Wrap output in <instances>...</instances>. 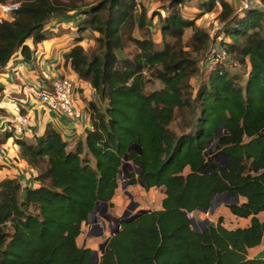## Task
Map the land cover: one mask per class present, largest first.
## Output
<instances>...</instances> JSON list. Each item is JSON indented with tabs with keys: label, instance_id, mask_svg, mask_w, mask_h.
<instances>
[{
	"label": "trees",
	"instance_id": "obj_1",
	"mask_svg": "<svg viewBox=\"0 0 264 264\" xmlns=\"http://www.w3.org/2000/svg\"><path fill=\"white\" fill-rule=\"evenodd\" d=\"M188 1L167 0L148 17L138 0H21L18 11L0 18L1 70L17 53L30 60L51 38L53 20L82 14L63 57L97 96L87 105L92 127L75 141L51 124L29 139L14 137L37 185L0 179V264H93L91 249L77 240L96 203L114 197L126 153L140 169L128 173V185L141 181L164 196L159 209L121 223L97 264H264L248 256L264 237V0L238 10L219 0L215 36L196 23L215 1L202 0V11L186 17L180 6ZM155 18L162 47L153 37ZM88 29L98 35L86 49ZM129 47L133 53L123 54ZM192 54H205L210 69L195 90ZM242 66L245 78L234 71ZM155 81L160 87L148 90ZM12 136L0 131V145ZM134 144L141 153L128 151ZM221 194L238 198L226 206L249 224L227 229L219 216L194 230L186 214L209 211Z\"/></svg>",
	"mask_w": 264,
	"mask_h": 264
},
{
	"label": "crops",
	"instance_id": "obj_2",
	"mask_svg": "<svg viewBox=\"0 0 264 264\" xmlns=\"http://www.w3.org/2000/svg\"><path fill=\"white\" fill-rule=\"evenodd\" d=\"M159 1L160 0H138V2L140 3V7H143L145 9L148 17L157 3H160ZM228 1L231 5H233V2L235 0ZM140 7H137V16L141 11ZM197 10L201 11V8L199 7ZM72 19L67 21H64L62 19L53 20L46 30L52 32L51 38L39 43L35 49L31 41L27 42L30 48L34 49L33 57L30 60H24L22 55L20 53H17L14 56V59L9 61L7 65L0 70V131L3 132L6 130H10V125L7 123V121L12 118L10 107L14 102H19V99H22L23 97V95L20 93V90L18 89L19 85L22 83H40V86H47L49 82V75L67 76L72 78L76 82V94L74 95L75 104L80 109H83L84 116L80 121L72 124L65 117H61L56 113L48 110L36 99H28L27 103L22 105L21 113L28 115L34 132L26 133L24 135H13L6 141V143L0 145V179L5 177L16 178L24 185H37L33 181V177L37 173L18 156L19 147L14 143V137H24L29 139L35 134L40 135L41 133H43L46 125L51 124L58 132L64 130H72L70 136L66 139L69 141H75L84 135L86 129H91L92 127L91 120L87 112V105L89 101H97L96 93L88 82L83 81L76 75V73H74L70 65L64 62L63 57V54L73 44V35L71 37V33L67 35L59 32V30L60 27L65 28V26H67L68 24L75 23L78 20H76L75 18ZM153 22L154 19L150 24L152 25ZM73 29L74 28L71 27V30ZM157 31L160 35V31ZM190 33L191 32H189L187 38L190 36ZM84 42L85 41H82L81 44H83ZM156 42L158 43L159 40ZM213 212L214 209L213 211H208V213ZM261 214L263 213L258 214V218L260 220H262L260 217ZM215 217L216 216L214 215L213 218H208L209 225L216 224L217 221L215 220ZM222 217L223 226L227 229L245 227L249 224L250 221L249 218L234 217L229 209L228 213H226V216L222 215ZM84 225L85 223L82 224V229L84 228ZM88 228H90L89 224ZM248 256L264 258V237L259 245L248 249Z\"/></svg>",
	"mask_w": 264,
	"mask_h": 264
},
{
	"label": "rangeland",
	"instance_id": "obj_3",
	"mask_svg": "<svg viewBox=\"0 0 264 264\" xmlns=\"http://www.w3.org/2000/svg\"><path fill=\"white\" fill-rule=\"evenodd\" d=\"M97 0H85L86 3L94 4ZM166 1L167 0H160V3H157L155 7H166ZM202 0H189L188 4H183L180 6L181 12L183 13L184 16L186 17H193L196 14L200 12L197 9L199 8V5ZM236 1V2H235ZM233 2V7H236L235 9L238 10V7H241V0H235ZM202 11V9H201ZM217 12H219V7H216V9H213L212 12L206 13L201 15L198 20L196 21L197 25L203 29H205L208 33H210L212 36H215V32L220 28V23L216 21L217 18ZM68 19L75 18L76 20L82 18V14H79V12H71L67 14ZM79 16V17H78ZM74 19V20H75ZM73 20V19H72ZM159 26V21L158 18L154 19V22L152 24V31L154 33L153 37L155 41H158V46L162 47V41L161 37L159 35V32L157 31V27ZM71 27L74 28L71 30ZM59 32H62L64 34H70L71 37L72 35H76V27L75 23H70L65 28H61ZM189 32L191 30H187L184 39H187V36L189 35ZM52 33V32H50ZM98 34L91 31L90 29L86 30L83 34L85 37L84 43L82 44L83 47L86 49L88 47L94 46V38ZM187 41V40H185ZM217 44H215L216 46ZM126 53H133V48L129 47L126 48L123 52V54ZM200 54V53H199ZM192 56L197 60V67L199 69L198 73L194 75L191 78V85L193 89H197L200 85H202L207 77V75L210 73V69L206 67V62H208V57L204 55H196L192 54ZM235 72H238L239 75L242 78L246 77L247 70L245 67H241L239 69H235ZM160 87V83L158 81H155L153 84L148 86V90L156 89ZM76 94V90H74V95ZM76 105V104H75ZM79 108V107H78ZM80 109V108H79ZM83 110V109H81ZM171 127L176 130V123L174 122ZM178 131V129H177ZM215 144H211L209 146V149H212ZM130 173H134V169L129 170ZM126 181V186L123 187V184ZM132 196V199L130 198ZM163 189L160 188H151L150 190H145L139 183H136L134 185H128L127 179L124 178L123 172L120 174L119 179H118V188L115 192L114 197L112 198L111 202L108 203V209L107 213L112 215L113 217H121L123 213L125 212L127 206L130 204V200L134 201L137 203V209L144 208V209H159L161 207V200L163 198ZM231 201V198L225 194L219 195L212 201V206L211 208L214 209L213 213H209V217L198 214L196 216V223L192 225V228L194 230H201L202 228L208 226L207 223L205 222L206 219L212 217L215 215V220L217 221L219 216H226V213H228V208L226 204ZM103 205L98 204V210L96 213V217L99 220H102V218L99 215V212H101ZM211 211V209L209 210ZM261 219L264 220L263 214L260 215ZM93 217H91L92 220ZM211 219V218H210ZM197 221L200 222V224H197ZM88 221L85 223L84 228L82 229V233L80 234L77 243L79 246H84L88 247L94 251H96L98 258L101 255L100 251V243L104 242L107 237H110V230L115 227V224L110 221H106V228L103 230L102 234L99 235L100 231L97 226H95L94 223ZM232 222V221H231ZM101 225V222H99ZM88 224L90 225V228H88ZM233 224V223H231ZM238 224V223H236ZM97 234V235H96Z\"/></svg>",
	"mask_w": 264,
	"mask_h": 264
},
{
	"label": "built area",
	"instance_id": "obj_4",
	"mask_svg": "<svg viewBox=\"0 0 264 264\" xmlns=\"http://www.w3.org/2000/svg\"><path fill=\"white\" fill-rule=\"evenodd\" d=\"M214 1L216 7H219V0ZM241 4L242 6L238 7V9L256 6L257 0H241ZM20 5L21 0L0 1V18H5L15 13L19 10ZM218 50L220 58L226 59V52L223 49L218 48ZM48 81L47 86H40V83H22L19 85L18 89L23 97L19 99V102H14L10 107L12 118L7 121L13 135H24L34 132L28 115L21 113V107L23 104L27 103L28 99H36L48 110L61 117H65L72 124L77 123L84 116L83 110L75 105L74 90L76 82L72 78L63 75H49ZM71 132L72 130H64L60 133L64 138H68ZM195 213L196 212H188L186 215L192 220L195 218ZM198 213L205 216L209 215L208 211H200ZM194 223H196V221L192 222V225ZM197 224H200V222L197 221Z\"/></svg>",
	"mask_w": 264,
	"mask_h": 264
},
{
	"label": "water",
	"instance_id": "obj_5",
	"mask_svg": "<svg viewBox=\"0 0 264 264\" xmlns=\"http://www.w3.org/2000/svg\"><path fill=\"white\" fill-rule=\"evenodd\" d=\"M221 134H222V129L221 130H219L218 132H217V134H216V136L215 137H219V136H221ZM131 149H133V150H137L139 153H141L142 151H141V149L137 146V145H131L129 148H128V151L129 150H131ZM127 159H128V155H127V153L124 155V160L126 161L124 164H123V166H122V170H121V172L119 173V176H120V174L123 172V175H124V178L125 179H127V176H128V173H129V170H132V169H134V171L137 173V174H139L140 173V169L139 168H134L128 161H127ZM222 160L225 162V159L224 158H222ZM126 181H125V183L123 184V187H125L126 186ZM139 184L143 187V182H141V181H139ZM221 195H223V194H221ZM225 195H227V194H225ZM219 195H216L214 198H213V200L216 198V197H218ZM227 196H229V195H227ZM130 198L132 199V196H130ZM212 200V201H213ZM238 200V198L236 197L234 200H232L231 199V202H234V201H237ZM131 202H130V204L127 206V208H126V210H125V212L123 213V215L121 216V217H113L112 215H110V214H108L107 213V209H108V202L106 201V200H102V202L101 203H96V206H95V209L90 213V215H89V217H88V219H89V221H90V218L91 217H94L98 222L97 223H94L95 224V226H97L98 227V229H99V231H100V233H99V235L100 234H102V232H103V230L106 228V221H108V222H110V221H112L114 224H115V227L114 228H112L111 230H110V237H112L113 235H115V234H117L118 233V231H119V229H120V227H121V223L122 222H130V221H133L134 219H136V218H138L141 214H143V213H145V212H148L149 211V209H144V208H140V209H137L136 210V208H137V203L136 202H134V201H132V200H130ZM229 203V202H228ZM98 204H102L103 205V207H102V209H101V212H99V215H100V217L102 218V221H101V225H100V221H99V219L96 217V213H97V210H98ZM211 209V211H213V208H210ZM203 212H207V211H203ZM199 213H195V218L194 219H192L191 220V222H194V221H196V216L198 215ZM205 222L207 223V225H209V221H208V219H206L205 220ZM90 223V222H89ZM198 232V231H197ZM97 235V234H96ZM110 237H108L107 239H105V241L104 242H102V243H100V251H101V253L104 251V249H105V246H106V244H107V242H108V240H109V238ZM90 259H91V261H92V263L93 264H97L98 263V255H97V253H96V251H94V250H92L91 249V255H90Z\"/></svg>",
	"mask_w": 264,
	"mask_h": 264
},
{
	"label": "flooded vegetation",
	"instance_id": "obj_6",
	"mask_svg": "<svg viewBox=\"0 0 264 264\" xmlns=\"http://www.w3.org/2000/svg\"><path fill=\"white\" fill-rule=\"evenodd\" d=\"M88 221H89V219H88ZM99 221L101 222L102 220H99ZM90 222H92V223H97L98 221L93 217L92 220H91V218H90Z\"/></svg>",
	"mask_w": 264,
	"mask_h": 264
}]
</instances>
